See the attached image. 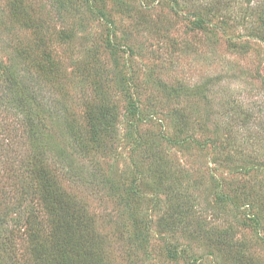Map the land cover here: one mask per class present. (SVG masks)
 Here are the masks:
<instances>
[{"label":"rangeland","instance_id":"374dc122","mask_svg":"<svg viewBox=\"0 0 264 264\" xmlns=\"http://www.w3.org/2000/svg\"><path fill=\"white\" fill-rule=\"evenodd\" d=\"M227 1L0 0V87L28 101L0 115V264H35L42 171L100 264H264V0Z\"/></svg>","mask_w":264,"mask_h":264},{"label":"trees","instance_id":"16d2710c","mask_svg":"<svg viewBox=\"0 0 264 264\" xmlns=\"http://www.w3.org/2000/svg\"><path fill=\"white\" fill-rule=\"evenodd\" d=\"M227 2L229 4H226L225 6L227 7L226 11L229 10V7H231L234 1L229 0ZM259 15V21L262 24V33L264 36V9ZM4 86L5 87L3 88L0 87V103L2 102L6 106L3 111L0 107V115L4 118L0 117L3 121H5L7 115L9 116L11 105L17 108L19 107V109L22 108V113L25 112V108L28 105L27 97L22 90L26 87L22 86L20 88L19 85H16L15 83L6 84ZM175 89L173 91L177 93H182L180 92L182 90L185 91L183 87L181 90H178L177 88ZM18 91H21L20 94L16 93ZM37 97L38 96H33V99H36ZM1 105L3 104H0V106ZM91 110L92 108H90L89 112ZM233 111L234 113L230 119L237 124L235 121V118L237 117L235 115L236 111L234 109ZM20 117H18V120L22 123L28 136L31 139L34 137L37 138V122L33 118L26 116V114H23ZM246 123L248 122L245 121V124ZM1 126L5 127L4 125ZM9 126H11V124H9ZM39 175L42 204H44L45 209L50 213L52 220L48 231H45V227L41 224V220L38 218L31 217L28 220L31 244L28 247L29 254L26 248V251L22 256L27 259L28 256L26 257L25 255H30L33 259L32 261H29L35 264H100L98 260L99 247L97 246L99 244L96 242V234L91 228L89 221L85 219L84 214L81 215L78 213L77 207L79 206L71 198L70 194L66 190H63L59 184L57 185L54 180L49 181L51 177H45L44 171ZM8 240L9 239L1 241L0 251H2V249L7 250ZM11 261L12 264H21L18 261L16 263L13 262L12 258Z\"/></svg>","mask_w":264,"mask_h":264}]
</instances>
